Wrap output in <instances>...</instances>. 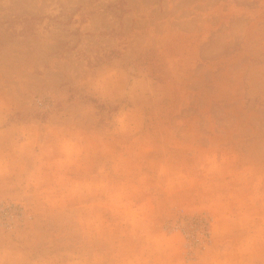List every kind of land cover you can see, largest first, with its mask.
I'll return each mask as SVG.
<instances>
[{"label":"rangeland","instance_id":"1","mask_svg":"<svg viewBox=\"0 0 264 264\" xmlns=\"http://www.w3.org/2000/svg\"><path fill=\"white\" fill-rule=\"evenodd\" d=\"M0 264H264V0H0Z\"/></svg>","mask_w":264,"mask_h":264}]
</instances>
